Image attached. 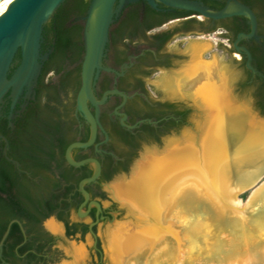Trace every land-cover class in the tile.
I'll return each instance as SVG.
<instances>
[{"label": "flooded vegetation", "instance_id": "flooded-vegetation-1", "mask_svg": "<svg viewBox=\"0 0 264 264\" xmlns=\"http://www.w3.org/2000/svg\"><path fill=\"white\" fill-rule=\"evenodd\" d=\"M211 8L212 3H224L229 0H197ZM243 4V0H238ZM253 5H248L258 18V34L264 36V0H253ZM138 7L136 19H131V5L127 6L122 14L115 19L112 25L107 50L103 59V69L94 83V94L98 100L106 96L105 102L100 106V122L106 130L107 136L99 131L96 143L89 148H75L73 159L82 161L88 158L100 162L103 165L111 160V170L118 172L114 178L125 171H120L121 164L131 162L138 157L143 144L160 146L162 143L179 140L183 129L189 124L190 105L182 98L162 99L158 90L148 82L158 72L171 73L175 71L177 62L181 56L168 50V45L176 37L193 36L197 34H210L221 31L223 38L231 45V53L239 57L242 77L239 81V91H250L253 94V103L244 101L246 107L254 108L262 114L260 108H264V94L260 88L264 86V77L255 74L247 67L248 55L245 51L237 50L235 44L240 34H249L251 26L247 19L245 32L234 37L233 31L227 21L218 22L211 19L202 20L200 16L176 17L160 24L178 10L160 4V15L148 12L149 5L144 2L135 3ZM223 7V8H224ZM222 8V9H223ZM87 14H79L75 10L68 11L65 17L66 32L72 41L80 40L83 45L84 18ZM196 18L203 24H197ZM243 21V20H242ZM176 26H171L174 23ZM152 26L150 29H147ZM56 23L49 30H44L42 53H47L49 45L56 42ZM80 31V38L77 32ZM239 47L246 48L252 55L251 65L263 75L259 68V61L264 65V39L245 38L238 43ZM19 60V58H17ZM81 60L75 63L72 69L81 65ZM15 63V67H17ZM44 66L42 69V73ZM41 73V75H42ZM40 75V77H41ZM62 75L49 73L47 81L58 82ZM40 79V78H39ZM36 87L35 99H26V93L20 96L14 103L10 94L5 98L2 106L1 120L8 121L9 136L3 135L6 140L0 138V221L10 224L11 229L4 241L3 251L0 252V264H56L60 260V251L57 248L59 236L53 235L45 228V222L53 220L64 231L68 239H80L90 235L92 246H87L86 264H105L102 242L97 234L101 223L111 221L112 213L116 211V203L110 202L109 208L103 205L104 197L107 198L105 186L110 182H102L100 178L85 186L90 195L89 203L99 202L101 212L98 217V209L95 205L89 208L83 206L85 196L79 190V178L94 172V166L88 163L79 168L71 166L64 155L56 154L54 157L40 152L41 141L37 137H29L26 125L30 122V114L44 110L46 99L41 102L42 108H29L37 100ZM81 87V86H80ZM80 90V89H79ZM78 90V92H79ZM119 93H112V91ZM72 91L60 96V108H69L71 116L75 119L71 135L74 142H87L91 136V126L85 117L77 110V95ZM237 97L235 91L231 94ZM26 104L25 108H22ZM92 113L96 108L89 104ZM186 113V115H184ZM15 115L14 119L11 117ZM35 116V115H34ZM13 124L14 126L12 127ZM18 124V125H17ZM87 139H85V136ZM113 135V137L111 136ZM129 135L137 141V148L128 145L123 136ZM70 143L69 145H71ZM68 148V147H67ZM66 148V150H67ZM120 171V172H119ZM102 175V174H101ZM64 176V179H62ZM113 178V180H114ZM3 207L13 208L17 216L8 218ZM81 213L85 216L80 217ZM74 216V217H73ZM98 238L91 234V225ZM31 223L32 230L28 233L25 223ZM22 227L20 226V224ZM13 225H17L18 231L11 235ZM7 231V230H6ZM6 233V232H5ZM4 233V235H5ZM47 239H42V235ZM3 235V236H4ZM3 237L0 240L2 241ZM35 244V245H34ZM43 245V251L38 253L37 246ZM33 254L36 257L28 261Z\"/></svg>", "mask_w": 264, "mask_h": 264}, {"label": "bare ground", "instance_id": "bare-ground-1", "mask_svg": "<svg viewBox=\"0 0 264 264\" xmlns=\"http://www.w3.org/2000/svg\"><path fill=\"white\" fill-rule=\"evenodd\" d=\"M14 1H0V16ZM192 48L201 53L207 47L194 42ZM195 67L187 73L210 74L212 64L197 60ZM209 83L197 91L212 111L201 150L191 144L153 158L118 188L119 197H130L141 218L152 223L134 233L126 228L115 233L109 248L116 264H242L245 256L243 264H264V187L256 188L245 206L238 199L263 174L264 123L255 125L250 109L231 103L224 89ZM183 201L195 221L181 229L177 208ZM46 225L61 232L53 220Z\"/></svg>", "mask_w": 264, "mask_h": 264}, {"label": "water", "instance_id": "water-1", "mask_svg": "<svg viewBox=\"0 0 264 264\" xmlns=\"http://www.w3.org/2000/svg\"><path fill=\"white\" fill-rule=\"evenodd\" d=\"M1 1V0H0ZM67 0H15L8 10L0 16V116L5 98L10 94L14 103H17L20 96L26 93V99H35L36 87L42 73L45 62L53 53L51 48L47 53H42L43 33L45 26L53 19L57 11ZM138 2L148 4L152 9L159 10L163 4L172 9H179L196 13L198 16L213 21L226 20L236 16H243L249 20L251 32L240 34L235 48L245 51L248 55L247 67L261 77L264 75L257 71L252 65V55L246 49L238 46V43L245 38L261 41L264 36L258 34V18L255 12L246 4L238 0H229L221 10H213L197 0H92L87 15L84 18L83 45L84 56L81 63V87L77 95V110L85 117L91 126V136L87 142H75L68 146L66 159L68 163L79 168L88 163L94 166L93 174L83 179L79 184L80 192L85 196L83 206L88 205L90 195L85 186L96 182L102 174V167L98 160L88 158L82 161L73 159L75 148H89L96 143L99 131L109 136L100 122V106L105 102L106 96L98 100L94 94V83L103 69V59L109 42V35L115 19L118 18L124 9ZM20 54V59L17 56ZM17 63V67H15ZM227 91L229 86L225 84ZM112 93H119L112 91ZM89 104L96 108L95 113L90 110ZM26 104L22 106L25 108ZM253 113L255 125L264 123V115L256 112L254 108H247ZM15 115L11 117L14 119ZM12 127L14 126L11 124ZM0 138H6L0 134ZM199 144V143H198ZM202 146V140L200 148ZM153 159V158H152ZM148 163V162H147ZM264 187V182L259 186ZM256 190V189H255ZM254 190V191H255ZM252 192V195L255 192ZM251 195V197H252ZM250 197V198H251ZM95 205L98 209V217L101 212L99 202L89 203V208ZM80 209L79 216L84 217ZM54 220V219H53ZM91 225V234L98 238ZM22 227L21 223H19ZM9 225L0 243V252L3 251V244L11 229ZM23 229V227H22ZM24 231V229H23Z\"/></svg>", "mask_w": 264, "mask_h": 264}, {"label": "rangeland", "instance_id": "rangeland-1", "mask_svg": "<svg viewBox=\"0 0 264 264\" xmlns=\"http://www.w3.org/2000/svg\"><path fill=\"white\" fill-rule=\"evenodd\" d=\"M201 19L205 20L203 17H201ZM177 24L179 23L176 22L171 26H176ZM220 33L221 31L210 34L201 33L193 36L176 37L175 40L167 47L171 52H176L181 56L180 61L177 62L175 71L171 73L158 72L148 80V82L154 85V87L158 90V96L162 99L182 98L190 105L189 124L183 129L182 137L179 140L167 141L162 143L160 146H156L154 144H143L138 157L135 159L133 164L130 165L129 171L126 174L117 176L107 186H105L107 198L103 202L104 207L109 208L110 202L116 203V211L112 213V220L101 223L97 229V234L102 242L105 264H116V261L111 257L109 244L112 237L119 229L122 228L125 230L126 228L125 231L128 229V232L132 231L131 233H134L152 223L150 220L141 218L139 211L137 210L138 207L133 206V202L130 197H119L118 188L120 185H129L133 181L134 177L139 175L141 168L146 165L147 162L152 160V158H160L162 156L166 157V155H169L175 148L181 149L183 147V149H186L184 146L186 147L187 145L190 146L192 144L193 147H196L194 148L195 150H201V140L203 141V138L206 136L205 133L207 134L208 116L212 111L209 110L210 108H207L208 106H206V104H204L197 96L199 88L201 89V87L208 85L206 84L207 82H211V84L209 83L210 85L214 83L216 88L220 90L221 88L222 90L224 89L228 96H230L232 101L231 103H235L237 106L245 107L244 101H247L249 104L254 102L252 92L239 91L238 84L242 77L239 57H235L231 53L230 43L227 42V40L223 38ZM194 42L204 43L207 48L202 50L201 53H196L192 48V44ZM197 60L212 64L210 74L208 72H198L199 74L190 73L191 75L188 74L190 69L194 70V68H196L195 63ZM222 78L224 79L223 81ZM225 84L229 86V91H227ZM233 91L237 93V97L231 96ZM247 108L250 107L248 106ZM189 146H187V148ZM263 182L264 170L263 174L255 182H253V184L246 188L242 193L238 194V199L241 201L242 206L247 204L252 192L261 186ZM127 199L130 200V202ZM189 207L191 208V205H189L188 202L183 201L182 206L177 208V211L181 213V216L178 218L179 222H181L178 223V226L181 229L185 226V223H194L195 221V218L187 211ZM256 208V206L253 208V212L256 211ZM47 222H45V228L53 235L60 237V239L57 240V248L60 251V260L56 264H86L85 256L87 254V246L90 247L93 243L90 235H88L85 240L80 239L77 241L76 239H68L65 237L63 230H61L60 233L52 232L47 227ZM227 236L228 234L223 233L221 237ZM261 238H263L262 243L264 245V233L261 235ZM250 243L252 242L248 241L246 244L248 245ZM80 248L83 249L81 254L79 252ZM247 250H249V248ZM249 253L250 251H246L247 255ZM245 258L247 257L245 256L241 259L242 264L246 262Z\"/></svg>", "mask_w": 264, "mask_h": 264}, {"label": "trees", "instance_id": "trees-1", "mask_svg": "<svg viewBox=\"0 0 264 264\" xmlns=\"http://www.w3.org/2000/svg\"><path fill=\"white\" fill-rule=\"evenodd\" d=\"M92 0H67L57 11L53 19L45 26V30L51 29L52 26L56 23V42L55 44H50L48 49L54 48L53 53L50 55L49 59L44 64L43 73L39 79V85L37 88V100L31 105L29 108H42L41 102L43 99H46L44 110L40 109V112L30 114V122L26 125V129L29 137H37L41 141L40 152L46 153L50 156H55L56 154L64 155L66 148L70 143L74 142V138L71 135L73 130V123L75 119L71 116V112L69 108H60L61 105V94H65L68 91L76 93L80 89L81 86V65L76 69H72L71 67L79 62L83 61L84 56V46L80 45V40L72 41L66 32L65 26V17L68 11L75 10L79 14H87V11L90 7ZM244 3L248 5H253L255 2L253 0H243ZM211 9L213 10H221L224 7V3H212L210 4ZM131 19H136L138 15V7L135 4H131ZM178 10L176 14H172L168 16L166 19L160 22L163 23L169 19H173L176 17H189L193 15H197L193 12H188L184 10ZM148 12L153 15H160L157 10L152 9L150 6L148 7ZM259 19H261L260 15H257ZM243 20V21H242ZM197 24H203L204 22L193 19ZM227 21L230 25V30L233 31L234 37L230 39L231 42L234 41L237 34L240 32H245V27L247 25V18L243 16H236L226 20H219L218 22ZM245 27H244V26ZM152 26H149L147 29H150ZM264 33V29H263ZM78 38H80V31L77 32ZM20 54H18L17 58L20 59ZM82 63V62H81ZM259 68L264 73V65L259 61ZM49 73H53L54 75H62L61 79L58 82L47 81V76ZM260 91L264 94V86L260 88ZM262 114L264 115V108H260ZM35 115V116H34ZM186 115V113H184ZM18 125V124H17ZM0 132L6 136H9V128L8 121L1 120L0 121ZM85 136V139H87ZM113 137V135H111ZM124 141L131 145L132 147L137 148L139 146L138 142L133 140L129 135L123 136ZM131 162L127 164H121L120 171L128 172L130 168ZM1 168V167H0ZM119 171V172H120ZM118 172H113L111 170V160L107 161L103 165L102 175L100 177V181L102 182H111L113 178L116 176ZM92 174L88 173L79 178V180H83L85 178L90 177ZM64 179V176H62ZM106 199L105 197L103 198ZM1 211V210H0ZM8 218L17 216V213L13 208L3 207L2 210ZM25 228L28 230V233L32 230V225L30 222L24 224ZM7 230V223L0 221V240L3 237L4 233ZM18 231L17 225H13L11 230V235L15 234ZM42 239H47V237L43 234ZM35 245V244H34ZM44 246L39 245L36 248L38 253L43 251ZM36 256L31 254L28 257V261H32Z\"/></svg>", "mask_w": 264, "mask_h": 264}]
</instances>
